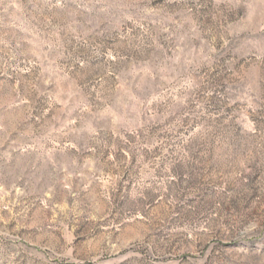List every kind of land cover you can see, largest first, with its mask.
<instances>
[{
	"label": "rangeland",
	"instance_id": "1",
	"mask_svg": "<svg viewBox=\"0 0 264 264\" xmlns=\"http://www.w3.org/2000/svg\"><path fill=\"white\" fill-rule=\"evenodd\" d=\"M0 264H264V0H0Z\"/></svg>",
	"mask_w": 264,
	"mask_h": 264
}]
</instances>
